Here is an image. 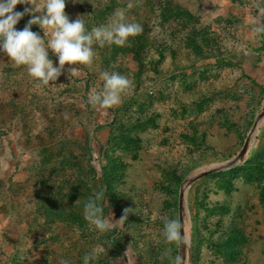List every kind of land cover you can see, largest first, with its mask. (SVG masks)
Returning a JSON list of instances; mask_svg holds the SVG:
<instances>
[{"label":"rangeland","instance_id":"374dc122","mask_svg":"<svg viewBox=\"0 0 264 264\" xmlns=\"http://www.w3.org/2000/svg\"><path fill=\"white\" fill-rule=\"evenodd\" d=\"M79 1L66 0L65 12L89 31L118 9L143 31L124 47L94 44L93 66L66 64L55 86L0 52V264H83L92 251L90 264H174L180 244L165 240L162 217L179 221L180 202L188 264H264V34L253 32L264 0H168L196 18L185 28L174 17L162 27L147 0H120L134 7L102 20ZM192 30L198 48L187 43ZM105 71L134 83L112 108L88 103ZM250 135L241 160L187 183L233 159ZM104 172V217L131 211L102 234L83 212Z\"/></svg>","mask_w":264,"mask_h":264},{"label":"clouds","instance_id":"9594fccd","mask_svg":"<svg viewBox=\"0 0 264 264\" xmlns=\"http://www.w3.org/2000/svg\"><path fill=\"white\" fill-rule=\"evenodd\" d=\"M18 4L29 5L23 11H14ZM134 7L129 2L127 8ZM259 8L264 15V7ZM66 0H0V52H3L9 60L17 67L25 66L27 72L38 84L48 87L49 82H54L64 73L65 65H84L92 67L96 53L93 45L104 47L105 45L127 46L129 38L142 34V25L127 20L126 12L118 9L112 21L103 26L93 27L90 31L86 28L85 21L81 16L70 21L65 12ZM39 13V15H36ZM31 18L27 21L22 30H17V23L25 16ZM33 25H37L42 31L41 37L38 33L31 31ZM253 32L264 34V23L254 21ZM50 33L51 39L45 43L44 34ZM47 49L58 60V66L53 65L49 58ZM77 67H70L67 72L75 74ZM101 79L104 81L101 91H94L88 103L92 106L112 108L121 103L122 96L134 88L133 81L125 75L116 72H101ZM106 189L94 193L84 205V219L100 233H106L116 226L115 222L121 225L126 221L131 209H124L123 215L118 221L108 220L103 215L102 201L105 198ZM163 236L168 243L181 244V224L176 219L162 217ZM168 253L166 252L165 255ZM98 255L95 251L86 253L83 257V264H90L96 260ZM60 264H68V261L61 260ZM174 264H180L177 258Z\"/></svg>","mask_w":264,"mask_h":264},{"label":"trees","instance_id":"16d2710c","mask_svg":"<svg viewBox=\"0 0 264 264\" xmlns=\"http://www.w3.org/2000/svg\"><path fill=\"white\" fill-rule=\"evenodd\" d=\"M149 3L152 4L151 6V12L155 16V19L158 21V23L163 27L165 26V22L167 23L169 20L174 17L178 20V25L180 28H185L187 25H189L191 22L195 21L194 15L185 7H183L179 3H174L170 5L169 1L167 0H160V1H153V0H147ZM88 4L87 6L85 4ZM86 3L82 0L79 1V4L81 6V9L83 10V13L86 11L87 16L90 15V17H97L98 20H102L103 17H107L108 14L111 12V10H116L121 7H127V3H121L120 0H95L94 4L92 2H89L86 0ZM14 11H23L22 6H19V4L16 6ZM133 12V11H132ZM26 22L25 16L22 18V23ZM147 26V25H146ZM19 25L16 27L17 30L19 29ZM193 33L187 34V43H190V46H194V48H198V42L195 31L192 30ZM132 42L139 43V35L136 37H132ZM5 135L4 132V122L0 121V136ZM94 170V168H93ZM107 175L106 172L102 173V180L103 184L105 186L104 189H108L107 182ZM105 191V193H106ZM107 194V193H106ZM52 206L55 208L56 206V199L52 200Z\"/></svg>","mask_w":264,"mask_h":264},{"label":"water","instance_id":"95a60500","mask_svg":"<svg viewBox=\"0 0 264 264\" xmlns=\"http://www.w3.org/2000/svg\"><path fill=\"white\" fill-rule=\"evenodd\" d=\"M264 116V111H262L260 113V115L258 116V121ZM257 124V123H256ZM256 124L254 125L253 129H252V132H251V135L252 133L254 132V130L256 129ZM251 135L250 137H248L246 139V141L244 142V145L243 147L241 148V150L239 151V153L231 160H229L228 162H226L224 165H221V166H216V167H213V168H210L206 171H203L197 175H195L194 177L192 178H189L187 179V183H192L194 182L196 179L198 178H201L203 176H206L207 174L209 173H212V172H215V171H218L220 169H222L223 167H227V166H230L232 164H234L235 162L239 161L242 159V157L245 155L246 151H247V148H248V145H249V141H250V138H251ZM179 223L181 224V229H180V232H181V236H182V240L183 242L180 244V248H181V254H180V264L183 262V257H182V248L184 246V227H183V224H182V219H183V213H182V203L180 202V215H179Z\"/></svg>","mask_w":264,"mask_h":264},{"label":"bare ground","instance_id":"6f19581e","mask_svg":"<svg viewBox=\"0 0 264 264\" xmlns=\"http://www.w3.org/2000/svg\"><path fill=\"white\" fill-rule=\"evenodd\" d=\"M182 224L184 227V246L182 248L183 264H188L189 251H190V223L184 213H183Z\"/></svg>","mask_w":264,"mask_h":264}]
</instances>
